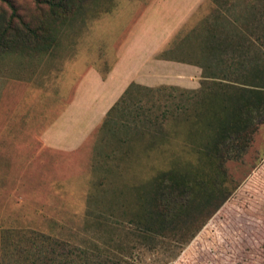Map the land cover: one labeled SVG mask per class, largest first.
Segmentation results:
<instances>
[{"label":"trees","instance_id":"16d2710c","mask_svg":"<svg viewBox=\"0 0 264 264\" xmlns=\"http://www.w3.org/2000/svg\"><path fill=\"white\" fill-rule=\"evenodd\" d=\"M34 1L32 21L6 3L14 12L7 20L0 17V57L13 54L38 63L54 51L86 0ZM206 1L211 12L199 41V87L131 84L97 131L92 162L107 144L109 154L119 152L117 160L136 164L135 146L149 171L131 186L129 204L107 202L97 210L105 215L98 218L107 231L185 245L237 188L230 185L224 164L239 159L264 124V0ZM166 88L175 95L170 105L162 100L161 110L147 95ZM141 101L151 103L143 108L137 106ZM168 119L173 125H167ZM132 133L143 139L132 143ZM111 193L113 200L124 195L120 189ZM89 247L93 251L29 229H0V264H120L98 244Z\"/></svg>","mask_w":264,"mask_h":264},{"label":"rangeland","instance_id":"374dc122","mask_svg":"<svg viewBox=\"0 0 264 264\" xmlns=\"http://www.w3.org/2000/svg\"><path fill=\"white\" fill-rule=\"evenodd\" d=\"M7 2L20 17L33 20L34 0H0L4 20L14 12L7 8ZM134 5L130 0H86L81 13L60 35L54 51L38 63L30 64L13 54L1 55L0 229H29L85 245L91 251L89 245L98 244L100 251L120 264H264V124L258 126L242 156L224 164L230 185H236V190L185 245L160 238L141 239L128 231H107L100 226L98 217L105 215L100 216L97 210L107 202L129 204L131 186L148 176L146 161L135 146L131 153L132 159L138 160L136 164L117 160L119 152L109 154V145L104 144L89 168L82 166L79 157L41 151L39 134L62 107L55 97L59 78H65L73 66L82 69L92 63L96 47L111 39L108 31L119 24L109 21L112 14L115 20V12L105 18L104 11H132ZM197 11L200 15L193 22V36L190 33L188 37L193 51L210 16L209 3L204 0ZM103 18L99 25L106 28L90 29ZM14 25L21 27L16 22ZM192 55L194 59L199 54ZM201 80L191 82L193 90ZM174 95L166 88L147 98L152 97L153 105L161 109L162 100L170 105ZM150 103L141 101L137 106L146 108ZM158 113L154 109L160 120ZM166 122L173 125L169 119ZM129 137L132 143L143 139L140 134ZM119 189L123 198L111 199V192Z\"/></svg>","mask_w":264,"mask_h":264},{"label":"crops","instance_id":"0c3cea01","mask_svg":"<svg viewBox=\"0 0 264 264\" xmlns=\"http://www.w3.org/2000/svg\"><path fill=\"white\" fill-rule=\"evenodd\" d=\"M130 2L135 3L132 11H104L105 18L115 12V20L112 14L109 21L119 25H112L108 31L111 39L96 47L95 60L82 69L73 66L65 78H59L55 97L62 107L39 134L43 153L79 157L82 166L89 168L97 131L129 85L193 90L191 82L201 78L196 65L199 55L194 59L192 55L198 54L201 44L193 51L188 37L194 32L192 25L204 0ZM105 18L91 24L90 29L106 28L99 25Z\"/></svg>","mask_w":264,"mask_h":264}]
</instances>
